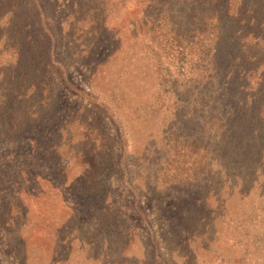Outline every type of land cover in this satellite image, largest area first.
<instances>
[{"label":"rangeland","instance_id":"obj_1","mask_svg":"<svg viewBox=\"0 0 264 264\" xmlns=\"http://www.w3.org/2000/svg\"><path fill=\"white\" fill-rule=\"evenodd\" d=\"M0 264H264V0H0Z\"/></svg>","mask_w":264,"mask_h":264},{"label":"trees","instance_id":"obj_2","mask_svg":"<svg viewBox=\"0 0 264 264\" xmlns=\"http://www.w3.org/2000/svg\"><path fill=\"white\" fill-rule=\"evenodd\" d=\"M216 12H217V11H216ZM216 12L214 13V14H215V15H214V16H215V18H216ZM214 30H215V29H214Z\"/></svg>","mask_w":264,"mask_h":264}]
</instances>
